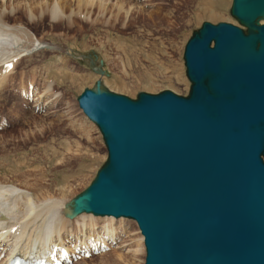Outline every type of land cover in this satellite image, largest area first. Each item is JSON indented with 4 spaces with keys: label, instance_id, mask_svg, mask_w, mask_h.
Returning a JSON list of instances; mask_svg holds the SVG:
<instances>
[{
    "label": "water",
    "instance_id": "95a60500",
    "mask_svg": "<svg viewBox=\"0 0 264 264\" xmlns=\"http://www.w3.org/2000/svg\"><path fill=\"white\" fill-rule=\"evenodd\" d=\"M230 15L186 42L187 96L97 84L76 99L107 156L69 217L134 221L143 264H264V0Z\"/></svg>",
    "mask_w": 264,
    "mask_h": 264
},
{
    "label": "rangeland",
    "instance_id": "374dc122",
    "mask_svg": "<svg viewBox=\"0 0 264 264\" xmlns=\"http://www.w3.org/2000/svg\"><path fill=\"white\" fill-rule=\"evenodd\" d=\"M221 2L127 0L117 9L115 0H102L103 8H98L99 0L89 7L85 0H0V12L9 20L2 19V24L21 25L44 45L18 59L0 79V118L9 124L0 130V181L21 189L31 187L37 196L58 198L63 191L68 202L84 191L107 152L98 129L79 110L77 97L97 84L131 99L140 92L164 90L187 96L190 83L183 50L192 33L203 22L238 25L230 15L232 0ZM53 5L62 8L63 17L57 21L48 12ZM129 6L134 10H126ZM97 68L106 75H99ZM29 82L42 104L47 101L41 112L32 108L34 99L26 102L19 96L20 88ZM9 164L20 166L17 174L6 171ZM65 176L72 177L64 187L58 185ZM113 220L114 227L127 232L122 243L75 264L144 263L143 239L136 224Z\"/></svg>",
    "mask_w": 264,
    "mask_h": 264
},
{
    "label": "bare ground",
    "instance_id": "6f19581e",
    "mask_svg": "<svg viewBox=\"0 0 264 264\" xmlns=\"http://www.w3.org/2000/svg\"><path fill=\"white\" fill-rule=\"evenodd\" d=\"M221 1L223 2V0H220V2ZM99 3L98 8H103L101 7L102 0H99ZM84 4L89 7V5H93V0H85ZM123 4H127V0H115L114 6L117 9H121ZM53 6L54 7H51L48 12L51 18L57 21L63 15L62 8H58L55 5ZM133 6L136 7L135 5ZM133 6H129L126 10H132ZM141 10L142 9L139 8V14L142 13ZM2 13L3 12H0V79L4 80L13 70L14 64L18 59L43 49L44 45L38 40L33 39L30 32L21 25L2 24V19L9 21L6 19L7 16ZM148 16H150V13H148ZM112 26L111 24L109 25V27ZM18 36L19 39H17ZM10 64L11 66L9 67ZM47 91H50V86L47 88ZM33 99L35 103L32 107L39 109L47 105V101L42 104V101L36 95L31 99V102ZM8 166L9 169L6 171L14 175L18 173L19 169L17 167L20 166L12 167L14 165L10 164ZM71 177L72 176L63 177L58 185L62 184L64 187L65 183H67ZM60 188L62 187L60 186ZM61 193H63V191L60 192L61 197L58 198L50 195L37 196L32 192L31 187H29V189H21L10 183L0 181V253L9 251L6 254V259L1 264H7L16 253H20L22 256L28 258L33 257L39 259L48 257L51 253L44 252L47 247L63 245L66 239L69 242L68 239L71 237L72 232L76 230L91 232L101 227L106 232V235L112 238V235L116 232V227L112 224L114 218L107 217L99 220V218H94L99 216L93 217V215L81 213L70 219V203L73 199L68 202L65 199L64 193L63 195ZM98 221L101 224L97 226ZM70 223H74L73 227H71ZM119 223H121V221ZM64 250L70 251L65 247ZM72 251H74V249H72Z\"/></svg>",
    "mask_w": 264,
    "mask_h": 264
}]
</instances>
